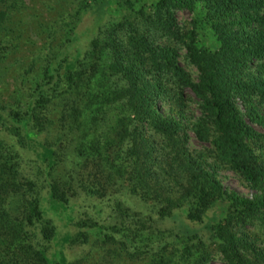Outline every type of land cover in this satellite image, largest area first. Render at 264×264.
I'll list each match as a JSON object with an SVG mask.
<instances>
[{
  "label": "trees",
  "instance_id": "obj_1",
  "mask_svg": "<svg viewBox=\"0 0 264 264\" xmlns=\"http://www.w3.org/2000/svg\"><path fill=\"white\" fill-rule=\"evenodd\" d=\"M105 245L264 264V0H0V264Z\"/></svg>",
  "mask_w": 264,
  "mask_h": 264
},
{
  "label": "rangeland",
  "instance_id": "obj_2",
  "mask_svg": "<svg viewBox=\"0 0 264 264\" xmlns=\"http://www.w3.org/2000/svg\"><path fill=\"white\" fill-rule=\"evenodd\" d=\"M189 12L186 11V10H180L177 12V16L178 18L180 19H187L189 17ZM41 43V38H38L37 40H33L30 44L31 47H38ZM220 177H221V180H222V183L228 187V188H232L242 194H245L248 192V189L246 187H244L240 180L238 179V177L236 175H234V173H232L230 170H220ZM81 210V208H80ZM63 228V227H62ZM62 230V229H61ZM107 245H105L104 247L102 246H99L97 248H95V251L96 255H95V259L93 260V263L94 264H118V262H116V256H113L112 253L110 252V246H108V248L106 247ZM76 248H71V249H67L66 248V251L68 252H75ZM108 252V254H104ZM100 255H103L101 258H100ZM99 256V257H97ZM127 264H136V262L134 263H131V262H127ZM211 264H221L219 261L217 260H214L211 262Z\"/></svg>",
  "mask_w": 264,
  "mask_h": 264
}]
</instances>
